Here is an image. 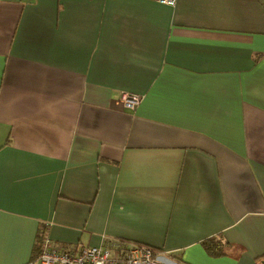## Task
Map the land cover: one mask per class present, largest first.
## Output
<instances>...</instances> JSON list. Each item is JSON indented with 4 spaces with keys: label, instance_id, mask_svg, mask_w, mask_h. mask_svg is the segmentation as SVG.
I'll use <instances>...</instances> for the list:
<instances>
[{
    "label": "crops",
    "instance_id": "0c3cea01",
    "mask_svg": "<svg viewBox=\"0 0 264 264\" xmlns=\"http://www.w3.org/2000/svg\"><path fill=\"white\" fill-rule=\"evenodd\" d=\"M41 229L262 264L264 0H0V264Z\"/></svg>",
    "mask_w": 264,
    "mask_h": 264
},
{
    "label": "built area",
    "instance_id": "2783aa9c",
    "mask_svg": "<svg viewBox=\"0 0 264 264\" xmlns=\"http://www.w3.org/2000/svg\"><path fill=\"white\" fill-rule=\"evenodd\" d=\"M173 4L174 0H160ZM142 96L127 91L120 92L119 101L127 108H134ZM29 264H183L164 251L153 252L138 243H127L103 236L98 245H82L78 248L56 246L44 232L40 249Z\"/></svg>",
    "mask_w": 264,
    "mask_h": 264
},
{
    "label": "trees",
    "instance_id": "16d2710c",
    "mask_svg": "<svg viewBox=\"0 0 264 264\" xmlns=\"http://www.w3.org/2000/svg\"><path fill=\"white\" fill-rule=\"evenodd\" d=\"M43 233L44 232L41 229L39 234H38V236H37V242L35 244L33 258L35 256H37V254L39 252L40 241H41V238L43 236ZM109 238H114V239H117V240L125 241L127 243H138V244H141V245H145V246L149 247L151 250H153V252L162 251L159 248H155L153 246L147 245V244L142 243V242H136V241H133V240H128V239H124V238H120V237H109ZM96 245H98V244H96ZM201 245L203 246L205 251L211 256H217V255H221V254L224 253L223 252V246L225 245L224 242H222L221 240L217 239L215 236H210V237L204 238L201 241ZM63 247H65V246H63ZM66 248H73V247H66ZM172 258L176 259L178 262H182L183 264H185L183 261H181V259L179 257H176V256L172 255Z\"/></svg>",
    "mask_w": 264,
    "mask_h": 264
},
{
    "label": "rangeland",
    "instance_id": "374dc122",
    "mask_svg": "<svg viewBox=\"0 0 264 264\" xmlns=\"http://www.w3.org/2000/svg\"><path fill=\"white\" fill-rule=\"evenodd\" d=\"M53 243V242H52ZM53 244H55V243H53ZM56 245V244H55ZM56 246H58V245H56ZM185 263V262H184ZM186 264V263H185Z\"/></svg>",
    "mask_w": 264,
    "mask_h": 264
},
{
    "label": "water",
    "instance_id": "95a60500",
    "mask_svg": "<svg viewBox=\"0 0 264 264\" xmlns=\"http://www.w3.org/2000/svg\"><path fill=\"white\" fill-rule=\"evenodd\" d=\"M262 264H264V260H262Z\"/></svg>",
    "mask_w": 264,
    "mask_h": 264
}]
</instances>
